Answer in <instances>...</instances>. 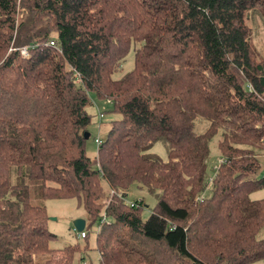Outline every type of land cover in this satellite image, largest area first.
<instances>
[{
    "label": "trees",
    "instance_id": "16d2710c",
    "mask_svg": "<svg viewBox=\"0 0 264 264\" xmlns=\"http://www.w3.org/2000/svg\"><path fill=\"white\" fill-rule=\"evenodd\" d=\"M246 17L264 31V0H0V264L80 252L49 248L24 179L97 225V264L264 262V199H249L264 188V59ZM90 96L118 116L93 158ZM156 142L166 161L147 154ZM132 185L156 195L146 220Z\"/></svg>",
    "mask_w": 264,
    "mask_h": 264
},
{
    "label": "rangeland",
    "instance_id": "374dc122",
    "mask_svg": "<svg viewBox=\"0 0 264 264\" xmlns=\"http://www.w3.org/2000/svg\"><path fill=\"white\" fill-rule=\"evenodd\" d=\"M246 23L248 27L252 29L251 44L255 50V54L264 59V31L260 23L255 20V25L246 17ZM133 53L132 49L129 50L122 64L118 70L112 75V78L118 79L125 73L129 72L132 68ZM91 105L86 108V112L91 116V124L87 128V137L85 138V153L87 157L93 158L96 154V146L93 143V139L102 140L109 129L110 122L118 118L117 115H113L109 112V105L104 101H97L90 96ZM102 115L98 118V115ZM202 126L195 125V131L200 132ZM219 135V134H218ZM216 135L209 144V155L206 162V176L211 178L214 170L218 164V153L216 150V142L219 140V136ZM151 156H155L162 161H166V152L161 142H156L151 149L147 152ZM261 175H264V156L257 158ZM23 183L28 186L30 191V200L33 205L42 206L45 209L47 216L46 227L49 233L55 236V239L49 243V248L53 250H60L67 246H77L80 252L73 258V264H97L98 257L94 251L95 233L97 231V225L93 224L88 226L86 214L82 208L78 207L74 199L63 200H43L38 199V184L35 182L23 180ZM33 185V186H32ZM103 189L106 191V186L103 184ZM208 196L209 193H204ZM142 199V210L140 217L142 220H146L150 215V210L153 208L156 195L148 194L145 190H139L132 185L126 192V202L131 204L135 200ZM249 199L252 201L264 199V188L252 192L249 195ZM77 220H82L85 223L82 232L86 235L85 239L78 238V233L75 231L73 223ZM264 235V229L260 232L259 236ZM87 246V250L83 251L82 248ZM61 255H56V258H60ZM55 258V257H54ZM254 264H264V262H257Z\"/></svg>",
    "mask_w": 264,
    "mask_h": 264
},
{
    "label": "built area",
    "instance_id": "2783aa9c",
    "mask_svg": "<svg viewBox=\"0 0 264 264\" xmlns=\"http://www.w3.org/2000/svg\"><path fill=\"white\" fill-rule=\"evenodd\" d=\"M49 46H52V43H49L48 44ZM18 52H19V55L21 56V57H26L27 56V49L25 48V47H22V48H19L18 49ZM102 117V115H98V118H101ZM93 143L95 144V146H99L100 145V143H101V141L99 140V139H93ZM131 205V204H130ZM101 221H103V218L101 219ZM84 233L81 231V232H79L78 233V238H80V239H83L84 238Z\"/></svg>",
    "mask_w": 264,
    "mask_h": 264
},
{
    "label": "water",
    "instance_id": "95a60500",
    "mask_svg": "<svg viewBox=\"0 0 264 264\" xmlns=\"http://www.w3.org/2000/svg\"><path fill=\"white\" fill-rule=\"evenodd\" d=\"M85 137V134L83 135ZM86 138V137H85ZM74 229L77 233L81 232L82 229L84 228V221L82 220H77L73 223Z\"/></svg>",
    "mask_w": 264,
    "mask_h": 264
},
{
    "label": "crops",
    "instance_id": "0c3cea01",
    "mask_svg": "<svg viewBox=\"0 0 264 264\" xmlns=\"http://www.w3.org/2000/svg\"><path fill=\"white\" fill-rule=\"evenodd\" d=\"M84 226H85V223H84Z\"/></svg>",
    "mask_w": 264,
    "mask_h": 264
}]
</instances>
